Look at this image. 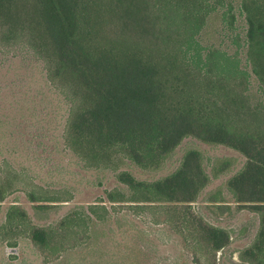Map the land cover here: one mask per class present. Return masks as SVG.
<instances>
[{
    "label": "trees",
    "instance_id": "16d2710c",
    "mask_svg": "<svg viewBox=\"0 0 264 264\" xmlns=\"http://www.w3.org/2000/svg\"><path fill=\"white\" fill-rule=\"evenodd\" d=\"M213 12L220 40L202 41ZM0 40L22 41L42 61L45 86L65 87L64 134L82 160L114 167L134 199L171 207L211 250L228 233L189 210L208 181L196 149L151 180L126 166L157 168L185 136L241 153L226 183L238 204L258 212V226L238 255L264 264V0H0ZM117 192L107 191L108 200ZM13 212L24 214L9 208L7 219ZM50 233L29 229L42 250Z\"/></svg>",
    "mask_w": 264,
    "mask_h": 264
},
{
    "label": "rangeland",
    "instance_id": "374dc122",
    "mask_svg": "<svg viewBox=\"0 0 264 264\" xmlns=\"http://www.w3.org/2000/svg\"><path fill=\"white\" fill-rule=\"evenodd\" d=\"M218 27L213 12L202 41H219ZM44 81L42 61L22 41L0 40V264H87L105 258L115 264H251L238 253L254 238L258 212L238 204L226 183L242 166L241 153L185 136L155 169L122 164L135 177L151 180L173 171L186 150L196 149L208 181L189 210L228 233V242L211 250L171 207L134 199L114 167L87 164L74 152L64 134L65 87ZM256 85L251 76L253 96ZM113 189L120 192L109 201L107 191ZM9 208L24 214L13 212L7 219ZM31 225L50 230L48 249L33 244ZM10 246L16 251L8 252Z\"/></svg>",
    "mask_w": 264,
    "mask_h": 264
},
{
    "label": "water",
    "instance_id": "95a60500",
    "mask_svg": "<svg viewBox=\"0 0 264 264\" xmlns=\"http://www.w3.org/2000/svg\"><path fill=\"white\" fill-rule=\"evenodd\" d=\"M7 251L8 252H15L16 251V247H14V246L7 247Z\"/></svg>",
    "mask_w": 264,
    "mask_h": 264
}]
</instances>
